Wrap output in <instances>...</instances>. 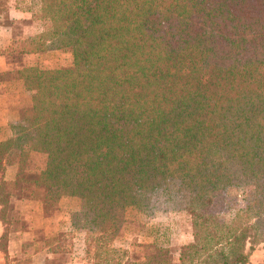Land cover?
Masks as SVG:
<instances>
[{"label":"trees","instance_id":"trees-1","mask_svg":"<svg viewBox=\"0 0 264 264\" xmlns=\"http://www.w3.org/2000/svg\"><path fill=\"white\" fill-rule=\"evenodd\" d=\"M28 24L6 53L72 63L0 74L31 99L0 140L5 264L9 233L26 225L6 164L23 172L31 153L46 156L33 181L46 214L80 200L72 253L86 264H173L157 239L139 253L114 246L125 209L146 214L170 180L189 196L178 264H247L246 245L264 243V0H41ZM247 185L253 200L232 208L228 190Z\"/></svg>","mask_w":264,"mask_h":264},{"label":"crops","instance_id":"crops-1","mask_svg":"<svg viewBox=\"0 0 264 264\" xmlns=\"http://www.w3.org/2000/svg\"><path fill=\"white\" fill-rule=\"evenodd\" d=\"M6 1L8 6L6 18L9 24L2 23V16L0 17V74L19 70L41 61L56 64V56L60 54L58 52L47 56L31 53L16 55L6 53L7 49L15 46L13 43L21 42L24 35L28 33L27 30L30 28L28 23L38 9L41 0ZM30 104V96L25 91L21 80L0 81V140L9 136L8 125L16 119L18 111ZM18 169L17 163H12L9 169L6 166L4 181L14 182L19 172ZM43 169L44 167L37 171V174ZM28 191L25 192L23 189L13 191L21 197L14 201L15 209L26 225L25 228L12 229L9 233L8 264H76L63 259L58 246L63 241L59 238L60 234H65L66 238L71 240L72 246L79 251L84 246V231L74 229L71 224V214L79 211L80 200L76 197H69L61 201L56 212L46 214L42 204L43 197L35 194L34 186ZM3 231L4 227L0 222V236ZM0 264H5V257L1 252Z\"/></svg>","mask_w":264,"mask_h":264},{"label":"rangeland","instance_id":"rangeland-1","mask_svg":"<svg viewBox=\"0 0 264 264\" xmlns=\"http://www.w3.org/2000/svg\"><path fill=\"white\" fill-rule=\"evenodd\" d=\"M1 19H3L2 23H9L5 20L6 13L2 14ZM56 60L58 67L69 66L72 63V56L68 52H61L56 56ZM12 163L15 162L13 160L7 162L8 169ZM45 163L46 156L44 154L31 153L26 170L18 172L14 182L5 181L8 189L13 191L23 189L25 192L31 190L33 181L37 177V171L41 170ZM167 191L166 194L159 193L153 198L151 209L146 214L135 208L125 209L123 221L126 231L114 241L115 247L127 249L130 253H139L141 251L139 245L151 244L157 239L158 245L168 247L170 261L173 264H178L180 247L192 241L191 218L187 212L189 196L182 191H177L172 180L168 184ZM227 195L231 199L229 204L233 205L232 208L244 207L253 200L254 187L247 185L231 188ZM70 206L73 207L72 204ZM59 238L63 239L58 246L63 259L76 264H86L83 259L73 256L72 251L78 249L72 246L71 240H68L65 234H60ZM249 249L250 244H247L245 247V252H249L247 264H263L264 243L254 245L251 251Z\"/></svg>","mask_w":264,"mask_h":264}]
</instances>
